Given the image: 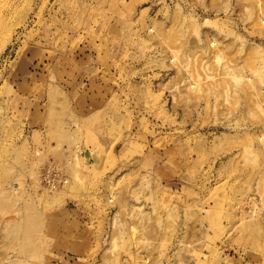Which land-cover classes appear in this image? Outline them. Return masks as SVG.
Wrapping results in <instances>:
<instances>
[{
	"label": "rangeland",
	"instance_id": "1",
	"mask_svg": "<svg viewBox=\"0 0 264 264\" xmlns=\"http://www.w3.org/2000/svg\"><path fill=\"white\" fill-rule=\"evenodd\" d=\"M0 264H264V0H0Z\"/></svg>",
	"mask_w": 264,
	"mask_h": 264
},
{
	"label": "built area",
	"instance_id": "2",
	"mask_svg": "<svg viewBox=\"0 0 264 264\" xmlns=\"http://www.w3.org/2000/svg\"><path fill=\"white\" fill-rule=\"evenodd\" d=\"M56 168L55 166L51 167L44 173V179L47 181L48 187L52 189L57 188L60 184V174Z\"/></svg>",
	"mask_w": 264,
	"mask_h": 264
}]
</instances>
